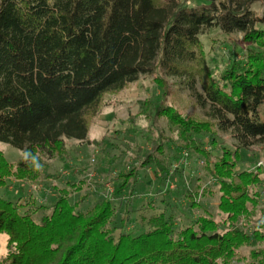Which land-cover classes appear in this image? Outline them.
<instances>
[{"label": "trees", "instance_id": "obj_1", "mask_svg": "<svg viewBox=\"0 0 264 264\" xmlns=\"http://www.w3.org/2000/svg\"><path fill=\"white\" fill-rule=\"evenodd\" d=\"M256 2L264 4L0 0V143L23 156L12 165L0 151V189L12 177L30 182L50 178L42 171L68 155L67 140L99 146L89 139L90 118L108 105L106 95L141 77L155 78L168 94L163 79L156 76L162 71L183 79L206 111V121L196 122L160 103L154 104L153 116L142 117L149 127L163 119L175 132L177 142L167 140L176 152L174 162L204 156L216 189L191 190L186 196L194 209L201 208L198 198L217 195V209L224 216L221 222L211 214L199 216L177 229L180 218L168 213L174 206L168 201L174 196L168 183L166 191L160 190L163 199L146 206L152 215L145 216V208L138 210L136 204L141 203L133 197L141 169L151 171L159 182L176 177L178 188L187 192L183 168L167 167L165 148L158 146L138 162L139 168L118 172L110 197L97 194L99 198L84 209L85 198L74 197L86 184L83 179L65 178L63 188L53 185L57 196L49 206L21 211L20 199L1 198L0 233L7 235L8 244L0 264H231L243 247L264 246V222L255 220L258 213L264 214V171L262 166L257 171L237 170L242 149L264 148V16L252 10ZM212 29L244 35V65L235 59L223 74L212 70L201 42ZM220 134L231 137L233 149L223 148L214 158L203 148L202 137L214 146ZM104 161L110 172L114 159ZM140 211L141 228L135 220ZM251 224L256 225L250 229ZM262 255L257 248L252 252L254 259Z\"/></svg>", "mask_w": 264, "mask_h": 264}, {"label": "rangeland", "instance_id": "obj_2", "mask_svg": "<svg viewBox=\"0 0 264 264\" xmlns=\"http://www.w3.org/2000/svg\"><path fill=\"white\" fill-rule=\"evenodd\" d=\"M252 10L260 16H264V4L262 2L254 3ZM243 38L242 33L225 35L214 29L207 31L201 37L208 64L216 74L225 73L233 65L235 59L236 62L243 65L246 63L248 46ZM156 76L163 79L168 94L163 88L156 85L155 78L141 77L137 82L128 85L123 90L106 95L104 100L108 105L97 115L90 118L92 124L89 139L99 142V146H96V144L81 145L77 141L67 140L65 146L68 155L63 159H55L49 164L46 172L45 170L42 171V175L46 173L51 176L50 178L30 182L12 177L8 180V186L5 189H0V199L11 201L20 199L19 202L23 206L21 211L34 206L36 208L39 205L49 206L56 200L57 196L56 192L53 191V185L63 188L65 178L83 179L87 185H83L81 191L74 197L75 199L85 198L82 207L79 206L84 209L91 206L99 198L97 194H100L99 196H111L114 191L113 180L117 177L118 172L122 170L127 173L134 167L139 168V163L145 156L155 153L158 146H164L167 167L172 164V167L183 168L182 173L187 192L180 189V187L178 188L180 182L178 178L169 177L163 182H159L153 179L151 171L141 169L139 170V182L136 187L137 192L133 197V202L135 200V202L140 201V205L143 204L140 206L135 203L138 210L145 208L142 213L147 217L152 215L154 211L151 208L146 209V206L149 202L158 204L164 195L160 194V190L166 191L169 184L168 188H172L174 196L168 201L174 206L168 213L173 212L175 217L180 218L176 221L177 229L186 228L199 216L207 214H211L216 221L221 222L224 216L217 209V195L208 194L205 197L198 198L201 208L194 209L190 207V200L186 196L191 190L201 192L203 188L216 189L210 182L204 156L196 154L191 159L174 162L176 152L172 144H167V140L176 141L175 132L169 129L167 121L163 119H159L160 121L158 120L152 127H149L150 123L144 120V117L148 114L153 116L154 104L158 103L164 107L171 106L179 110L181 114L186 115V117H192L196 122L206 121V111L197 104L196 98L185 85L183 79L167 76L162 71H159ZM200 91L201 89L198 86L197 92ZM132 120L135 121L134 124L131 123ZM205 140L206 138L202 137L203 148L205 151L212 153L214 158L222 155L223 148L233 149L231 137L224 134L219 135L214 146L207 144ZM0 151L12 165H16L23 158L21 151L9 144L0 143ZM183 154L186 153L183 152ZM240 155L241 162L237 168L238 171H257L259 166H262L261 171H264L263 147L255 145L249 149H242ZM111 158L114 159V166L111 167L109 172L104 160L107 161ZM172 170L170 169V171ZM261 192L260 206L264 209V186ZM175 204H179V207L176 208ZM114 205L121 213L123 208L120 201H114ZM139 213L141 211L136 214L137 216L134 215L136 216V223L139 224L138 226L141 225V214ZM255 218V220L261 219L264 222V214L258 213ZM255 220H253V223ZM255 225L251 224L250 229ZM137 233H139V229L135 230V234ZM7 244V235L0 233V259L7 253ZM256 248L261 250L263 255L254 259L252 258V252L256 251ZM256 248L243 247L239 250L238 259H234L231 264H264V246Z\"/></svg>", "mask_w": 264, "mask_h": 264}]
</instances>
